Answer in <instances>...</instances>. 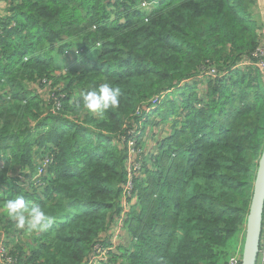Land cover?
<instances>
[{"label":"trees","instance_id":"1","mask_svg":"<svg viewBox=\"0 0 264 264\" xmlns=\"http://www.w3.org/2000/svg\"><path fill=\"white\" fill-rule=\"evenodd\" d=\"M154 1L0 0V208L22 195L54 218L28 233L0 212L9 264H88L96 246L110 248L115 216L125 245L100 264H225L244 236L264 144V80L239 66L262 41L255 2L140 8ZM206 67L217 76L198 78ZM106 81L121 88L117 108L100 117L75 106ZM157 113L173 131L120 208L128 144L141 146L143 116Z\"/></svg>","mask_w":264,"mask_h":264},{"label":"clouds","instance_id":"2","mask_svg":"<svg viewBox=\"0 0 264 264\" xmlns=\"http://www.w3.org/2000/svg\"><path fill=\"white\" fill-rule=\"evenodd\" d=\"M158 2H159V0L154 1L152 3H149V4H152V6L147 8V9H142L141 5H140V8L142 10H145V11H148V10L150 11L151 9H155ZM159 96H161V95H159ZM120 97H121V88L119 86H113L112 84H110L109 82L106 81V82L100 84L98 88H94L92 90H89L87 92L82 93L80 100L78 102H74V103H75L76 107H79L82 104L83 108L86 109L89 113H93L97 116L102 117L108 110L115 109L120 105ZM153 107L154 106H151V105H150V108H148L147 106H142L140 109L144 108V111L148 114L153 109ZM143 135H144V133H143ZM142 145H143V142H142L141 146H139L138 148H141ZM145 154H146V152L144 151L142 158L138 160V161H141L140 162L141 166L143 165L144 161L147 159ZM45 158L49 159V162H50V158H48V157H44L43 159L40 160V162L38 163L37 169H36V175L37 176H39L43 173V171H42L41 174H38V169L41 167L42 162ZM141 175L142 174L140 173L139 175H136L134 178H138ZM123 185L124 184H122L120 186L121 193H122V186ZM133 191H134V188H133ZM136 199H137V197H136L135 193H132L131 198L127 199L126 201L131 202V203H135ZM119 206H120V208L123 207L122 203H120ZM0 212H2L9 219H11L15 223V227L17 229L25 230L28 233H45L50 229V227L54 223V218L51 214L47 213L44 210V208H42L41 206H31L30 207L29 203L24 199V197L22 195H17L12 199H8V200L4 201L2 208H0ZM115 219H118V218L115 216ZM114 222H115V220L110 223V225L108 226L106 233H105L106 239L111 244L110 248H107L108 250L117 248V247H115V243L116 242L119 243L122 241V234L124 233V230H123L121 224L115 226ZM120 222H121V220H120ZM117 228L120 229V232L118 234L117 241L114 243L113 242V236L115 233V229H117ZM2 237L3 236L0 233V246L1 247H2V243H1ZM102 239H103V235L101 236L100 240H102ZM243 240H244V236H243ZM242 246H243V242H242ZM104 250H106V249H104ZM259 252H260V250H259ZM4 255L5 256L1 257V259H0V264L1 263L4 264L3 259L8 258L7 254H4ZM94 255H95V253H94ZM258 257H259V255H258ZM106 258H107V253H106ZM1 260H2V262H1ZM257 262H258V260H257ZM98 263H100V262H98Z\"/></svg>","mask_w":264,"mask_h":264},{"label":"built area","instance_id":"3","mask_svg":"<svg viewBox=\"0 0 264 264\" xmlns=\"http://www.w3.org/2000/svg\"><path fill=\"white\" fill-rule=\"evenodd\" d=\"M152 4H148V3H142L141 4V8L142 9H147L149 7H151ZM263 31H264V27H263ZM240 67L243 66H250L253 67L254 69H256L261 77L264 80V39L261 41V43L255 48V50L253 51V53L251 54V59L249 60H243L240 64ZM217 76V71L215 68L213 67H206V68H202L200 70V73L198 75V78H202V77H210V78H215ZM162 96H155L150 100V105L151 106H155L156 104H158L161 100ZM60 108V104L57 101V99H54V103L52 106V113H55L56 111H58ZM131 133V132H130ZM129 133V134H130ZM129 156L131 153H133L134 149H135V145L133 141H130L129 144ZM133 147V149L131 150V148ZM131 150V151H130ZM128 156L127 159V165H126V183L122 186V193H121V203L122 206H124L125 202L127 199L131 198L132 193H133V184L132 181L134 179V177L136 175H139L141 172V161H134L136 163L135 166H132L129 162H130V158ZM49 163V159L45 158L42 162L41 167L38 169V174H41L43 169L46 167V165ZM121 224L119 219H115L114 225L117 226ZM120 232V229H115V233L113 236V242L115 243L118 239V234ZM242 242H243V235H240L237 243L235 245L234 250L232 251V253L228 256L225 264H240L241 262V253H242ZM107 250H103L100 249L98 246H96L94 248V251L91 253L90 257H89V261L88 264H97L99 261H105L106 260V253ZM95 253V255H94ZM4 250L2 249V247L0 246V259L1 257H4ZM9 258H5L3 259V263L4 264H9L8 261ZM2 262V260H1ZM257 264H264V207H263V213H262V218H261V237H260V252H259V257H258V262Z\"/></svg>","mask_w":264,"mask_h":264},{"label":"water","instance_id":"4","mask_svg":"<svg viewBox=\"0 0 264 264\" xmlns=\"http://www.w3.org/2000/svg\"><path fill=\"white\" fill-rule=\"evenodd\" d=\"M264 207V144L255 170L251 200L246 216L240 264H257L260 250L261 218Z\"/></svg>","mask_w":264,"mask_h":264},{"label":"crops","instance_id":"5","mask_svg":"<svg viewBox=\"0 0 264 264\" xmlns=\"http://www.w3.org/2000/svg\"><path fill=\"white\" fill-rule=\"evenodd\" d=\"M254 7L252 10V18L255 21V23L257 24V26L260 28L261 34V38L262 40L264 39V31H263V27H264V0H254ZM6 9V6L4 3H0V11ZM147 126L146 131L144 129L143 133H145L144 135H142V141H143V145L142 148H144L143 150L146 151V146H148L149 144H152L154 147V149L157 148V143H159L162 139L168 137V135L173 131V125L170 123L169 124V129H164V132L162 133L161 130H155V124L153 123L152 125H145ZM152 148V149H153ZM146 153H149V150L146 151ZM153 154V152L151 153ZM151 154L149 156H151ZM125 241L124 240L122 242V245H125Z\"/></svg>","mask_w":264,"mask_h":264},{"label":"rangeland","instance_id":"6","mask_svg":"<svg viewBox=\"0 0 264 264\" xmlns=\"http://www.w3.org/2000/svg\"><path fill=\"white\" fill-rule=\"evenodd\" d=\"M149 11V10H148ZM65 62H67L66 60H65ZM191 84L192 83H190L189 84V86H191ZM197 86V87H196ZM196 86H195V88H197V89H199V87H200V84H198V83H196ZM189 88V87H188ZM150 115V114H149ZM143 120H144V122L146 123V121H148V123L146 124V125H152L153 123L156 125L155 126V130L157 131V130H161L162 131V133L164 132V129H169V124H170V121H167L166 123H162V122H160V120H161V118H160V116H159V114L157 113V114H154V115H150L148 118L146 117V116H143ZM166 120H169V118L168 119H166ZM143 125V124H142ZM139 126V125H138ZM137 126V127H138ZM146 128H147V126H145V131H146ZM145 134V133H144ZM154 146L152 145V144H149L148 143V146H146V151L147 150H149V153H146L145 155H146V158H149V157H151V156H153V155H155L156 153H157V150L156 149H154L153 148ZM142 148V147H141ZM138 148V147H136L135 149H134V151H133V153H131L130 154V156H129V158H130V164L132 165V166H135L136 165V163L134 162V161H138L139 159H141L142 158V156H143V154H144V148ZM153 148V149H152ZM133 149V147L131 148V150ZM130 150V151H131ZM145 151V152H146ZM153 152V154H151ZM151 154V156H149ZM126 165H127V162H126ZM125 235H126V231H124V233L122 234V241L121 242H116L115 243V247H118V246H122V242L125 240ZM25 241H26V239H25ZM234 248H235V246H234ZM234 250V249H233ZM232 250V251H233ZM227 258H228V256H227ZM227 258H226V260H227ZM226 260H225V262H226ZM223 263V259H221V261H220V264H222ZM97 264H100V263H97Z\"/></svg>","mask_w":264,"mask_h":264}]
</instances>
